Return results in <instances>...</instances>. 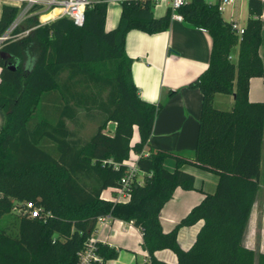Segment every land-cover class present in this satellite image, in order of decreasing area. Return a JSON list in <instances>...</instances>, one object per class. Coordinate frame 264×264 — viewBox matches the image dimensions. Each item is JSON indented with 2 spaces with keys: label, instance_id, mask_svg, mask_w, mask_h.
Listing matches in <instances>:
<instances>
[{
  "label": "trees",
  "instance_id": "obj_1",
  "mask_svg": "<svg viewBox=\"0 0 264 264\" xmlns=\"http://www.w3.org/2000/svg\"><path fill=\"white\" fill-rule=\"evenodd\" d=\"M119 3V22L111 31L105 30L107 3L93 2L81 27L66 18L40 25L32 16L14 32L29 33L1 48L10 57H0V110L5 118L0 128V264H77L98 220L107 216L140 230L145 264H169L155 256L164 249L175 254L174 264H264L263 255L255 257L242 246L261 173L264 102H250L248 91L253 77L264 84L258 53L262 1L248 0L241 35L223 20L219 2L185 0L176 10L185 25L205 31L212 41L206 70L188 84L202 96L191 157L150 145L163 105L139 97L125 52L129 31H166L172 10L155 18L152 0ZM17 13L16 7L1 6L0 35ZM216 94L232 95L233 107L216 109ZM92 120L95 132L84 139L79 132ZM110 122L115 124L112 134L107 132ZM134 132L138 140L132 143ZM131 154L144 174L142 184L131 186L127 202L102 199L104 190L120 186L126 170L102 163L122 164ZM166 159L175 162L173 171L164 168ZM184 166L214 174L216 189L163 232L160 212L175 189L194 190V177ZM26 202L39 210L36 218L22 214L14 232L10 224L2 225L16 203ZM199 221L203 223L193 245L183 250L179 229ZM95 248L100 262L92 264L117 259L114 247L97 242Z\"/></svg>",
  "mask_w": 264,
  "mask_h": 264
},
{
  "label": "crops",
  "instance_id": "obj_2",
  "mask_svg": "<svg viewBox=\"0 0 264 264\" xmlns=\"http://www.w3.org/2000/svg\"><path fill=\"white\" fill-rule=\"evenodd\" d=\"M105 1L107 3L105 30L111 31L118 25L121 5L116 0H90V3ZM215 4L222 0H205ZM262 1V32L261 45L258 53L264 69V0ZM248 0H231L223 4L220 13L224 21L233 23L242 29L248 18ZM170 9V0H158L152 7L155 18L163 17ZM212 41L208 33L184 24L182 19L173 15L169 28L156 34H147L131 30L125 37V52L132 60L131 74L139 97L152 104H162L163 108L154 120L149 139L151 146L165 151L193 155L198 121L201 109V93L189 89L188 84L204 72L209 63ZM235 51L232 60H236ZM173 92V96H168ZM248 99L252 103L264 102V84L260 77H253L249 82ZM214 107L218 110H230L233 107V96L216 94ZM4 114L0 110V128L4 125ZM71 127V125H69ZM115 124L107 125V132L112 134ZM138 140L134 132L132 143ZM264 143V136H263ZM263 146V145H262ZM168 171L175 169L172 159L164 161ZM182 170L194 177V190L186 191L176 188L172 198L160 212V223L163 232L171 231L190 210L199 204L205 194H212L217 185L214 174L192 166H184ZM259 179V190L252 207L249 220L242 238V246L251 250L255 257L264 256V201L258 200L263 187ZM144 174L138 176L143 182ZM101 198L116 202L113 188L104 190ZM98 220L92 237L102 244L118 250L117 259L107 264H145L148 255L142 248V234L132 223L122 222L110 216ZM202 221L190 227H182L177 234V241L183 250H188L194 243L202 226ZM158 260L165 263H176L175 254L168 250L155 253Z\"/></svg>",
  "mask_w": 264,
  "mask_h": 264
},
{
  "label": "built area",
  "instance_id": "obj_3",
  "mask_svg": "<svg viewBox=\"0 0 264 264\" xmlns=\"http://www.w3.org/2000/svg\"><path fill=\"white\" fill-rule=\"evenodd\" d=\"M2 3L16 7L18 13L14 18L12 24L0 35V51L2 46L8 41L21 39L29 33V30L14 33L15 30L29 17L37 16L40 25L53 22L55 20L66 18L73 22L75 26L81 27L84 21V13L86 7L90 4V0H1ZM120 2L121 0H116ZM157 2L158 0H152ZM185 0H170V9L172 15L176 19L181 17L176 14V10L182 6ZM231 0H222L219 3V10L223 4L229 3ZM49 14L51 18L48 20H41V16ZM233 28L237 34L241 35L243 30L237 28L233 24ZM137 156L131 154L129 159L122 164L114 163L111 160L104 161L102 164L110 165L114 169L120 166L125 167V174L120 181V186L113 188L116 194V202H127L130 198V189L134 183L142 184L138 180V176L142 174L136 165ZM23 214H27L29 218H36L39 215V210L30 202L23 204ZM99 220H102L101 218ZM97 241L91 236L85 243V247L78 255L77 264H92L93 262H100V258L95 253V245Z\"/></svg>",
  "mask_w": 264,
  "mask_h": 264
},
{
  "label": "rangeland",
  "instance_id": "obj_4",
  "mask_svg": "<svg viewBox=\"0 0 264 264\" xmlns=\"http://www.w3.org/2000/svg\"><path fill=\"white\" fill-rule=\"evenodd\" d=\"M3 4L4 3H2V1L0 0V10H1V6ZM49 18H51L50 15L46 17V20H48ZM38 115H40V113ZM96 127H97L96 121H94V120H92L91 122L85 121L83 128L79 132V135L82 138L87 139L88 137H90L95 132ZM261 172H262L261 182H263L262 183L263 187H261V191H260V194L258 196L259 202L264 201V143L262 146ZM22 214H23V205L20 203H16L15 209L13 210V213L11 215H7L2 220V225L10 224L11 226H13V232H14L16 230L18 217L21 216Z\"/></svg>",
  "mask_w": 264,
  "mask_h": 264
},
{
  "label": "water",
  "instance_id": "obj_5",
  "mask_svg": "<svg viewBox=\"0 0 264 264\" xmlns=\"http://www.w3.org/2000/svg\"><path fill=\"white\" fill-rule=\"evenodd\" d=\"M0 57L3 59H6V58H9L10 56L7 55L5 52L0 51ZM8 68L13 70V69H15V65H10V66H8Z\"/></svg>",
  "mask_w": 264,
  "mask_h": 264
}]
</instances>
